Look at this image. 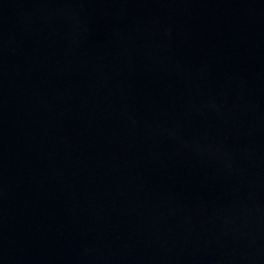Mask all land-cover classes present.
<instances>
[{
    "label": "water",
    "instance_id": "water-1",
    "mask_svg": "<svg viewBox=\"0 0 264 264\" xmlns=\"http://www.w3.org/2000/svg\"><path fill=\"white\" fill-rule=\"evenodd\" d=\"M0 264H264V0H0Z\"/></svg>",
    "mask_w": 264,
    "mask_h": 264
}]
</instances>
